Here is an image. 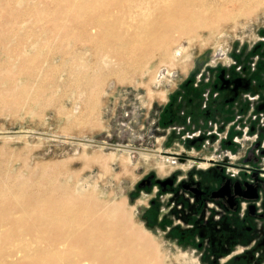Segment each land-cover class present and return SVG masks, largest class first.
Here are the masks:
<instances>
[{"label": "rangeland", "instance_id": "obj_1", "mask_svg": "<svg viewBox=\"0 0 264 264\" xmlns=\"http://www.w3.org/2000/svg\"><path fill=\"white\" fill-rule=\"evenodd\" d=\"M57 1L0 0V186L39 190L65 182L80 198L91 194L109 210L120 207L133 232L149 235L163 264H226L239 254L238 244L227 257L207 244V232L189 239L203 223L220 226L209 202L200 207L182 190L139 181L150 174L187 180L199 172L194 162L211 154L220 134L212 121L227 64L243 61L248 70L258 61L264 76V7L246 16L221 11L195 31H175L168 43L113 46L121 58L101 60L97 27L93 36L80 35L73 15L49 23ZM90 16L78 14L77 26L89 30ZM238 71L235 76L245 77ZM255 93L246 88L237 98ZM89 95L91 108L84 105ZM240 148L223 143L218 149ZM243 257L233 261L253 264Z\"/></svg>", "mask_w": 264, "mask_h": 264}, {"label": "bare ground", "instance_id": "obj_2", "mask_svg": "<svg viewBox=\"0 0 264 264\" xmlns=\"http://www.w3.org/2000/svg\"><path fill=\"white\" fill-rule=\"evenodd\" d=\"M94 1L100 2L99 7L93 6ZM262 6L264 0H58L52 6L55 13L49 23L61 24L73 15L74 32L93 36L91 30L97 27L102 43L95 50L100 52L101 60H106L121 58L113 46L134 49L147 42L168 43L175 31H195L206 20L219 17L221 11L236 10L246 16ZM86 11L91 13L87 19L89 30L77 26L76 17ZM168 53L163 48L162 55ZM131 62L138 65L140 59ZM259 63L255 62L256 71L250 73L242 61L239 70L261 82ZM261 92L264 94V86ZM86 99L85 107L91 108L94 95ZM197 166L205 168L207 164ZM76 194L74 186L65 182L39 190L22 185L13 190L0 186V264H163L149 235L133 232L120 207L109 210L91 194L81 198ZM32 240L39 245L31 247Z\"/></svg>", "mask_w": 264, "mask_h": 264}, {"label": "flooded vegetation", "instance_id": "obj_3", "mask_svg": "<svg viewBox=\"0 0 264 264\" xmlns=\"http://www.w3.org/2000/svg\"><path fill=\"white\" fill-rule=\"evenodd\" d=\"M230 72L220 78V90H226L217 93L216 110L220 103L229 106L228 102L239 91L252 89L246 79ZM241 149L242 153L232 151L226 163L199 167L193 179L176 180L174 175L158 179L150 174L139 181V186L157 187L162 191L182 190L200 207L209 202L219 214L220 226L210 229L203 223L189 233V239H194L193 232L201 239L207 232V244H216L227 257L236 250L239 252L228 257L226 264H236L233 259L236 261L239 257L245 260L243 255L253 264H264V125L246 130ZM237 244L239 249L235 250Z\"/></svg>", "mask_w": 264, "mask_h": 264}, {"label": "crops", "instance_id": "obj_4", "mask_svg": "<svg viewBox=\"0 0 264 264\" xmlns=\"http://www.w3.org/2000/svg\"><path fill=\"white\" fill-rule=\"evenodd\" d=\"M261 63V62H260ZM234 65V62H229L227 64V69H232L230 73H233L235 75L236 68L240 69V66L232 67ZM260 68V66H258ZM234 69V71H233ZM250 73L255 72L256 67L253 66V68H250ZM243 79H246L248 82L250 79H252V82L254 83V86L252 87V90L256 91V93L253 95L254 99L250 101L248 97L241 96L240 98H237L238 94L231 99L230 102H233L236 98L239 99L233 106H228L227 104L224 105L223 103H220L223 105H220V108L216 110L215 119L213 122V129L215 132H220L218 135L217 140L214 142V146L217 148L220 147L221 144L225 143L226 145H234L236 138H241V133L246 131L249 127H260L261 125H264V94L261 92V88L264 86H260L262 82H264V76L261 77L258 75L259 79L262 82H257L255 80L256 78L250 77V74H243L238 71ZM259 74V72L257 73ZM237 76V75H236ZM255 84L257 86H255ZM259 84V85H258ZM257 88V89H256ZM240 102V103H239ZM211 124V123H210ZM200 127L203 126L202 122L200 121ZM212 129V128H211ZM202 130V129H201ZM232 133V134H231ZM198 135V134H196ZM195 136V135H194ZM196 137V136H195ZM240 152L242 149L240 148ZM242 153V152H241Z\"/></svg>", "mask_w": 264, "mask_h": 264}, {"label": "built area", "instance_id": "obj_5", "mask_svg": "<svg viewBox=\"0 0 264 264\" xmlns=\"http://www.w3.org/2000/svg\"><path fill=\"white\" fill-rule=\"evenodd\" d=\"M248 98L250 99V101H252L254 99V96H248ZM213 133H215V130L213 129ZM246 138V131L241 133V138L240 140H236L235 139V143L239 144L241 146V144L243 143L244 139ZM211 154L208 157H204V158H198L200 163H206L207 166L208 165H214V164H219V163H226L228 162L230 156H231V152L230 151H219V149L216 146H212V150H211ZM180 162V160H178ZM182 162H184V160H181V164ZM199 162H194V165L197 166V163Z\"/></svg>", "mask_w": 264, "mask_h": 264}]
</instances>
